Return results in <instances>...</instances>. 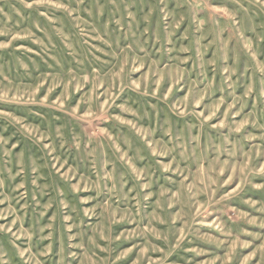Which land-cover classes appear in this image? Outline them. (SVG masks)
I'll list each match as a JSON object with an SVG mask.
<instances>
[{
    "label": "rangeland",
    "instance_id": "1",
    "mask_svg": "<svg viewBox=\"0 0 264 264\" xmlns=\"http://www.w3.org/2000/svg\"><path fill=\"white\" fill-rule=\"evenodd\" d=\"M0 264H264V0H0Z\"/></svg>",
    "mask_w": 264,
    "mask_h": 264
}]
</instances>
